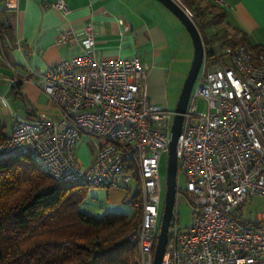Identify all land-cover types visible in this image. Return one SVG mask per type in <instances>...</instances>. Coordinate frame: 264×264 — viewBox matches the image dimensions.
Here are the masks:
<instances>
[{
    "label": "built area",
    "instance_id": "built-area-1",
    "mask_svg": "<svg viewBox=\"0 0 264 264\" xmlns=\"http://www.w3.org/2000/svg\"><path fill=\"white\" fill-rule=\"evenodd\" d=\"M3 1L6 8L18 7L19 0ZM53 5L64 14L70 10L64 0ZM121 23L129 30L125 19ZM96 38L93 24L80 37L72 28L60 30L57 44L76 39L85 52L44 69L31 67L19 78L35 82L57 114L16 117L0 141V161L30 156L59 181L123 188L122 202L140 210L130 233L139 264H153L162 215L161 158L168 155L175 111L150 99L146 64L137 56L100 58ZM16 45L26 50L20 40ZM84 140L96 148L87 165L78 159ZM177 157L176 202L161 264H264V50L255 53L240 43L212 57L205 51ZM182 194L192 205L185 227ZM257 196L261 210L251 218L244 208Z\"/></svg>",
    "mask_w": 264,
    "mask_h": 264
},
{
    "label": "crops",
    "instance_id": "crops-1",
    "mask_svg": "<svg viewBox=\"0 0 264 264\" xmlns=\"http://www.w3.org/2000/svg\"><path fill=\"white\" fill-rule=\"evenodd\" d=\"M56 1L19 0L18 7L10 9L0 0V19L11 29V35L0 41V116H56L57 110L42 89L19 78L31 67L44 69L83 54L84 48L76 39L57 44L58 32L72 28L80 37L89 24L97 31V55L102 59L137 56L148 66L150 99L175 110L194 46L186 41L185 27L170 9L159 0H64L70 9L64 14L53 5ZM225 1L223 26L229 31L228 38L245 36L253 51L264 50V0ZM121 19L128 22L129 30L124 29ZM17 40L26 46L25 51L17 47ZM224 41H214L217 53L225 48H221ZM9 129L8 135L12 124ZM95 154L92 142H80L78 159L82 164L91 163ZM111 193L113 199L106 212L130 215V207L122 202L125 190L115 187Z\"/></svg>",
    "mask_w": 264,
    "mask_h": 264
},
{
    "label": "trees",
    "instance_id": "trees-1",
    "mask_svg": "<svg viewBox=\"0 0 264 264\" xmlns=\"http://www.w3.org/2000/svg\"><path fill=\"white\" fill-rule=\"evenodd\" d=\"M181 1L195 11L211 57L217 52L214 41L224 39L221 48L247 44L245 36L229 39L227 27L208 35L207 29L220 26L226 17L222 6L210 2L207 12L205 0ZM10 35L0 19V41ZM8 127L0 116V141L9 136ZM86 187L55 179L30 156L0 161V264H139V247L130 233L140 222V210L130 215L86 213L76 200Z\"/></svg>",
    "mask_w": 264,
    "mask_h": 264
},
{
    "label": "water",
    "instance_id": "water-1",
    "mask_svg": "<svg viewBox=\"0 0 264 264\" xmlns=\"http://www.w3.org/2000/svg\"><path fill=\"white\" fill-rule=\"evenodd\" d=\"M168 9H170L185 26L189 34L191 35L194 56L189 69V72L183 83L181 93L175 107V116L171 129L170 144L168 151V163H167V174H166V189H165V200L164 208L161 215L160 230L155 248L154 262L153 264H161L166 246L169 239V230L174 214V206L176 202V191H177V152L179 136L181 135L184 114L187 110L192 89L196 82L198 73L201 69L204 53L206 51V45L203 35L200 31L194 18L190 17L185 11L183 5L176 0H159Z\"/></svg>",
    "mask_w": 264,
    "mask_h": 264
},
{
    "label": "rangeland",
    "instance_id": "rangeland-1",
    "mask_svg": "<svg viewBox=\"0 0 264 264\" xmlns=\"http://www.w3.org/2000/svg\"><path fill=\"white\" fill-rule=\"evenodd\" d=\"M210 2L213 3L214 1L205 0L202 3L203 7L207 8V12L210 11V9H212ZM192 11L195 13L193 9ZM223 27H224L223 23H221L220 26L218 27H211L210 29L208 28L207 32H214L219 29L223 31ZM184 29H185L186 41H188V43H191V45L193 46L191 35L189 34L186 28ZM204 106H205V102L203 100H199L198 102L199 110H203ZM14 121L15 119H12V117L4 119V122L7 123L9 126L8 128L11 127V124L13 126ZM167 163H168V155L164 154L161 158V165H160V171L162 174L163 186H164L161 214L163 212L164 200H165ZM132 187L136 189L137 187L136 182L132 183ZM112 199H113V196L111 193V188L109 187H90L88 186L86 188H83L80 194L76 196L79 209H81L82 211L86 213L93 214L95 216H102L106 212L107 203H109ZM262 201L263 199L257 196L254 198V201H251L248 204H246L244 208L246 211V215L251 218H255L257 213L261 210ZM124 205L129 206L131 211L133 212V208L131 207V205L125 204V203ZM191 210H192V205L189 199L186 197V195L182 194V196L180 197V208H179V212H180L179 217H180L181 227H185L190 223Z\"/></svg>",
    "mask_w": 264,
    "mask_h": 264
}]
</instances>
